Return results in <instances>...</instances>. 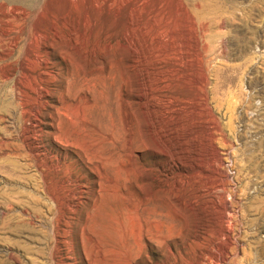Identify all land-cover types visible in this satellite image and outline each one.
I'll return each instance as SVG.
<instances>
[{
	"label": "rangeland",
	"instance_id": "1",
	"mask_svg": "<svg viewBox=\"0 0 264 264\" xmlns=\"http://www.w3.org/2000/svg\"><path fill=\"white\" fill-rule=\"evenodd\" d=\"M222 227L264 264V0H0V264H218Z\"/></svg>",
	"mask_w": 264,
	"mask_h": 264
},
{
	"label": "bare ground",
	"instance_id": "2",
	"mask_svg": "<svg viewBox=\"0 0 264 264\" xmlns=\"http://www.w3.org/2000/svg\"><path fill=\"white\" fill-rule=\"evenodd\" d=\"M38 93V92H37ZM40 95V94H39ZM40 97V96H39ZM37 99V98H36ZM33 100V99H32ZM33 101H36L35 99ZM36 103V102H35ZM21 104V103H20ZM37 104V103H36ZM25 105V104H24ZM23 107V106H22ZM22 109V108H21ZM26 111V110H25ZM24 111V112H25ZM29 111V110H28ZM27 114V113H25ZM33 115V114H32ZM24 118V117H23ZM26 120V119H25ZM24 120V121H25ZM30 120V119H29ZM23 121V122H24ZM59 136V135H57ZM60 138V136L58 137ZM107 141V140H106ZM108 142V141H107ZM98 144V143H97ZM100 144V143H99ZM107 143L106 142H103L102 144H100L97 148L95 147V145L92 146L93 149H95L96 152H101V150H103L102 147H104ZM95 147V148H94ZM105 149V148H104ZM98 154V153H97ZM97 154H93L94 157H97ZM99 156V154H98ZM92 160V159H91ZM94 161V160H93ZM218 235H224L226 237V239L221 243V244H218L217 245V251L216 252H210V255L214 258V260L216 261V263L218 264H221V263H225L226 262V259H227V256L229 255V252L232 251L233 252V249H235L234 246H236L234 244V248L231 246V243L233 242L232 240L234 238H232L231 236V231L229 229H225V228H220L219 231H218ZM117 236V235H116ZM235 242V241H234ZM202 246H204V249H202L200 251V253L196 256V258L194 259L195 261H193L192 263L193 264H200L201 263V260L204 259V256L205 253H207L209 251L208 249V245L207 243L203 242L201 243ZM212 245V244H211ZM233 245V244H232ZM263 247V245L261 246ZM213 249V247H211ZM211 251V250H210ZM214 251V250H213ZM235 251V250H234ZM172 252V251H171ZM169 254V253H168ZM171 255V254H170ZM173 256V255H172ZM208 256V255H207ZM210 257V258H212ZM207 261V260H206Z\"/></svg>",
	"mask_w": 264,
	"mask_h": 264
}]
</instances>
